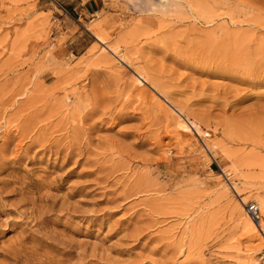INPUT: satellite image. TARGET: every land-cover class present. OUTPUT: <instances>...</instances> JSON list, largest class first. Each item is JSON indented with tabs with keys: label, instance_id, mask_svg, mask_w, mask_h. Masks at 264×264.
Masks as SVG:
<instances>
[{
	"label": "rangeland",
	"instance_id": "1",
	"mask_svg": "<svg viewBox=\"0 0 264 264\" xmlns=\"http://www.w3.org/2000/svg\"><path fill=\"white\" fill-rule=\"evenodd\" d=\"M103 5L0 0V264H256L264 0Z\"/></svg>",
	"mask_w": 264,
	"mask_h": 264
},
{
	"label": "crops",
	"instance_id": "2",
	"mask_svg": "<svg viewBox=\"0 0 264 264\" xmlns=\"http://www.w3.org/2000/svg\"><path fill=\"white\" fill-rule=\"evenodd\" d=\"M72 9L82 14H93L103 9L104 0H67Z\"/></svg>",
	"mask_w": 264,
	"mask_h": 264
},
{
	"label": "bare ground",
	"instance_id": "3",
	"mask_svg": "<svg viewBox=\"0 0 264 264\" xmlns=\"http://www.w3.org/2000/svg\"><path fill=\"white\" fill-rule=\"evenodd\" d=\"M96 36V38L99 40V41H103V37L101 36V35H99V34H96L95 35ZM106 48L108 49V50H110V52L112 53V54H114V55H116V50L115 49H111V48H109V47H107L106 46ZM139 77H141V76H138L137 77V79H136V83L137 84H141V79H139ZM177 125H178V128H180L181 130H183V131H187L188 129H189V125H187L186 123H185V121H181V122H178L177 123ZM192 126V125H191ZM257 202V204H259V205H261L260 204V202L258 201V200H256ZM259 207V206H258ZM245 210H246V208H245ZM244 210V211H245ZM246 212H247V210H246ZM263 214H264V209H263ZM247 216L249 217V219H250V221H251V223L253 224V226L256 228V230L257 231H260V234L262 235V237H263V239H264V231H263V229H262V227H261V223H260V218H261V213H260V218H259V220L258 221H256L255 219H253L252 217H251V215H249V213L247 212ZM249 256V255H248Z\"/></svg>",
	"mask_w": 264,
	"mask_h": 264
},
{
	"label": "built area",
	"instance_id": "4",
	"mask_svg": "<svg viewBox=\"0 0 264 264\" xmlns=\"http://www.w3.org/2000/svg\"><path fill=\"white\" fill-rule=\"evenodd\" d=\"M58 6H59L61 11L68 13L67 9L63 5H61L59 3ZM245 208H246L247 212L249 213V215H251V217L253 219H255L256 221L259 220L260 209L258 207V204L255 201L246 202ZM256 264H264V249L259 251V253L257 255V263Z\"/></svg>",
	"mask_w": 264,
	"mask_h": 264
}]
</instances>
